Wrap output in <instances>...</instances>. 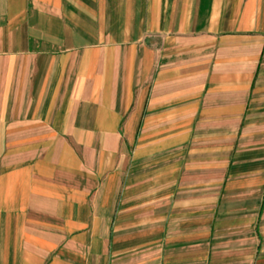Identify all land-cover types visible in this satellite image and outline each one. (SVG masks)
Instances as JSON below:
<instances>
[{
	"label": "crops",
	"instance_id": "crops-1",
	"mask_svg": "<svg viewBox=\"0 0 264 264\" xmlns=\"http://www.w3.org/2000/svg\"><path fill=\"white\" fill-rule=\"evenodd\" d=\"M0 264H264V0H0Z\"/></svg>",
	"mask_w": 264,
	"mask_h": 264
}]
</instances>
